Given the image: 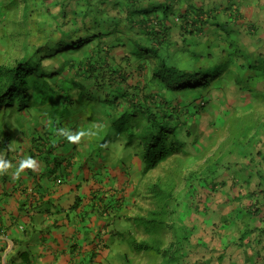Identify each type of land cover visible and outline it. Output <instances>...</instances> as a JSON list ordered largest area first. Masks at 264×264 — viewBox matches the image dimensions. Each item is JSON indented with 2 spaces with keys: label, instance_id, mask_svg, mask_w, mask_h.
Wrapping results in <instances>:
<instances>
[{
  "label": "trees",
  "instance_id": "1",
  "mask_svg": "<svg viewBox=\"0 0 264 264\" xmlns=\"http://www.w3.org/2000/svg\"><path fill=\"white\" fill-rule=\"evenodd\" d=\"M82 1L76 0L75 8L61 12L62 25L68 28L60 31L58 42L45 49L50 53L49 56L60 58L58 65L42 66L46 52L40 58H25L16 66L0 65V108L3 106L12 112H20L27 106H47L44 115H47L53 128L56 127L55 133L59 135L60 124L63 125V120L72 113V108H83L89 119L82 126L84 129L92 126L96 130L93 134L95 136L92 135V138L95 137V151H102L114 141L126 148H133L143 164V175L180 153L189 155L181 138L184 125L180 117L182 108L153 91L164 88L193 92L210 85L213 80L218 81L222 76L229 61L204 69L198 65L207 58L197 52L196 48L190 49L187 46L185 50H169L171 33L178 21H181L180 28L187 35H200L211 22L210 19L216 16L219 7L205 10L203 7L188 5L184 12H179L174 9L171 0H148L146 5L139 0H117L115 4L121 10L118 16H111L103 10L106 0L95 4L93 2L97 0ZM109 35L117 37V46H114L115 41L110 44L104 40ZM115 47L126 48L125 55L115 58L112 53ZM133 57L136 58V64L132 63ZM243 68L247 71L240 70L238 85H248L253 90L255 87L252 82L260 80L262 74L259 73H264V59L241 64ZM131 71H135L140 78L144 75L142 82L131 85ZM81 78L94 79L100 87L99 93L81 88L78 82ZM62 92L65 94L63 98ZM121 100L127 104L124 110L120 108ZM183 108L188 110L187 106ZM249 123H244L247 126L243 128L240 137L234 138L236 147L250 142L249 135L258 124ZM78 125H72V128ZM11 126L2 125L1 131L4 134L11 133ZM8 143L9 139L5 146ZM217 170L218 166H206L203 173L216 176ZM254 175L262 180L264 170L259 169ZM254 175L243 177V182L250 186ZM177 179H181V172L165 183L160 181L151 185L152 209L134 218L139 228L144 227L140 240L134 232L119 233L137 252L145 250L160 255L163 264L181 260L183 254H186L183 249L190 241L189 235L181 233L183 225H179L181 228L170 219L174 213L171 207ZM207 181L213 187L216 184L213 177ZM248 195L254 197L257 193L250 191ZM242 197H247V192ZM249 212L255 213L253 210L243 213ZM132 219L131 216L128 218L130 221ZM245 227L241 236L242 243L255 231L248 221ZM171 233L172 240L167 245Z\"/></svg>",
  "mask_w": 264,
  "mask_h": 264
},
{
  "label": "rangeland",
  "instance_id": "2",
  "mask_svg": "<svg viewBox=\"0 0 264 264\" xmlns=\"http://www.w3.org/2000/svg\"><path fill=\"white\" fill-rule=\"evenodd\" d=\"M86 1L88 0H83L82 3ZM100 1L103 2L97 0L93 3ZM116 1L106 0V6L103 8L106 15L118 16L121 7L115 4ZM139 1L145 5L148 2ZM183 1L185 3L180 4L174 0L175 8L185 10L188 1ZM191 1L202 7L213 8L223 0ZM75 5L76 0H0V65L16 66L25 58L44 56V52L47 55L42 66L58 65L60 58L49 56L50 53L45 49L58 42L61 32L68 28L62 25L61 12L64 9L69 11L75 8ZM180 24L181 21H178L177 27L172 30L170 51L185 50L190 46V49L196 48L197 52L203 53L207 58L201 60L198 66L206 69L214 64L229 61L228 67L218 81L213 80L210 85L193 92L154 89L153 92L158 96L182 108L180 117L184 125L181 138L189 155L180 153L147 175L142 173V164L141 170H138L134 178L135 206L131 216L133 219L127 220V229L134 232L140 240L144 227L139 228L134 218L139 213L145 214L152 209L151 185L160 181L165 183L170 178H176L178 172H181V179L176 180L175 197L171 207L174 213L170 219L177 226L183 225V228L179 226L182 228L181 233L189 235L190 241L183 249L186 254H183L179 263L172 264H264V191L260 192L264 190V184L259 185L260 181L254 175L264 163V73L260 72L262 78L252 82L255 87L253 90L249 89L248 85L241 87L237 81L240 70L247 71L246 68L241 69V64L253 63L261 58L239 51L242 47L236 45V40H229L235 37L234 31L231 30V34L227 36L225 30L220 31L215 26L216 21H211L202 34L194 37L184 33ZM104 40L110 44L115 41L114 46L119 43L113 35L105 37ZM125 51L124 47H115L112 53L115 58H121ZM133 58L132 63L136 64V58ZM131 74V85L144 79V75L140 78L135 71H131ZM78 82L83 89H92L96 93L100 91L94 79L81 78ZM61 94L63 98L64 92ZM120 102V108L124 110L127 104L124 100ZM183 106H187L188 110ZM46 109L47 106L40 104L24 107L20 112H12L2 106L0 140L4 138L5 142H8L12 135L4 134L1 131L2 125L15 122L18 127L27 125L26 119L23 120L26 116L27 119H30L28 116H36L39 120H44ZM69 114L68 120L66 118L62 122L63 125L60 124V130H66L65 135L74 132V129L86 134L95 133L96 130H93L92 126L85 129L82 126L89 119L85 109L72 108V113ZM249 122L256 126L258 124L249 135L250 142L236 147L234 138L240 137L243 128L247 126L244 123ZM75 124H79L78 127L72 128ZM94 128L97 129V126L94 125ZM65 135L60 133L62 139L67 137ZM240 140L241 138L238 139ZM58 146L60 145L57 143L53 145L54 151L50 158H57ZM131 150L133 148H125L124 155H128ZM66 153H69L68 150ZM206 166H218L217 175L203 173ZM261 169L264 170V166ZM246 174L255 176L250 186L242 180ZM210 177L216 179V186L207 183ZM250 191H255L257 195L249 196ZM246 192L247 197H242ZM259 209L260 212L256 211ZM248 210H253L256 214L243 213ZM247 221L255 231L242 243L241 236ZM172 236V233L168 235L167 245ZM125 245L128 250L125 259L127 264H163V259L155 252H137L133 246L130 247L129 241H126Z\"/></svg>",
  "mask_w": 264,
  "mask_h": 264
},
{
  "label": "crops",
  "instance_id": "3",
  "mask_svg": "<svg viewBox=\"0 0 264 264\" xmlns=\"http://www.w3.org/2000/svg\"><path fill=\"white\" fill-rule=\"evenodd\" d=\"M187 1L185 10L202 7ZM215 6L218 13L210 19L215 26L227 36L233 30L229 40H236L239 51L263 60L264 0H223ZM26 117L27 125L12 124L7 146L0 140V157L11 165L0 172V264H127L126 240L119 233L128 231L134 213V178L142 168L135 149L124 155L126 147L113 142L92 151L93 134L70 142L55 133L46 115ZM28 157L36 169L25 168L16 178Z\"/></svg>",
  "mask_w": 264,
  "mask_h": 264
},
{
  "label": "clouds",
  "instance_id": "4",
  "mask_svg": "<svg viewBox=\"0 0 264 264\" xmlns=\"http://www.w3.org/2000/svg\"><path fill=\"white\" fill-rule=\"evenodd\" d=\"M60 131L62 134L65 135L66 130L61 129ZM84 135H85L84 132H79L75 135H65V136H67V139L70 142H77ZM9 167H11V165L9 163H7L6 161H4L2 157H0V172L6 171ZM36 167H37V162L34 159H32L31 157L25 158L20 163L19 169H17V171H16V174H15L16 178H19L20 172L23 171V169L31 168V169L35 170Z\"/></svg>",
  "mask_w": 264,
  "mask_h": 264
}]
</instances>
